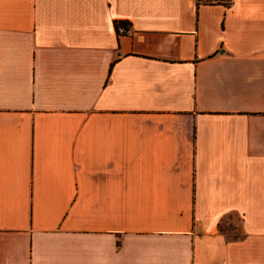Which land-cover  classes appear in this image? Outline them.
Listing matches in <instances>:
<instances>
[{
  "label": "crops",
  "instance_id": "obj_1",
  "mask_svg": "<svg viewBox=\"0 0 264 264\" xmlns=\"http://www.w3.org/2000/svg\"><path fill=\"white\" fill-rule=\"evenodd\" d=\"M0 264H264V0H0Z\"/></svg>",
  "mask_w": 264,
  "mask_h": 264
},
{
  "label": "rangeland",
  "instance_id": "obj_2",
  "mask_svg": "<svg viewBox=\"0 0 264 264\" xmlns=\"http://www.w3.org/2000/svg\"><path fill=\"white\" fill-rule=\"evenodd\" d=\"M221 229L225 234V236H227V238H230L233 235L241 234L239 222L238 219H236V217L229 216L228 219H225L223 221Z\"/></svg>",
  "mask_w": 264,
  "mask_h": 264
},
{
  "label": "trees",
  "instance_id": "obj_3",
  "mask_svg": "<svg viewBox=\"0 0 264 264\" xmlns=\"http://www.w3.org/2000/svg\"><path fill=\"white\" fill-rule=\"evenodd\" d=\"M200 2L203 3V4H220V5H223V6H228L230 4L231 0H196L197 4L200 3ZM117 23L118 22H116L115 25ZM240 237H242V233L240 235H233L231 238L238 239Z\"/></svg>",
  "mask_w": 264,
  "mask_h": 264
},
{
  "label": "built area",
  "instance_id": "obj_4",
  "mask_svg": "<svg viewBox=\"0 0 264 264\" xmlns=\"http://www.w3.org/2000/svg\"><path fill=\"white\" fill-rule=\"evenodd\" d=\"M116 31L117 33H124V32L129 31V29L124 27L123 25H118L116 26Z\"/></svg>",
  "mask_w": 264,
  "mask_h": 264
}]
</instances>
